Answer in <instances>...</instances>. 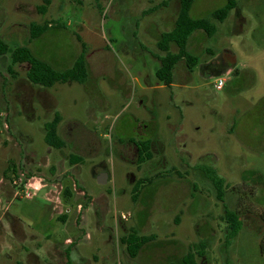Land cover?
I'll return each mask as SVG.
<instances>
[{
    "label": "rangeland",
    "instance_id": "374dc122",
    "mask_svg": "<svg viewBox=\"0 0 264 264\" xmlns=\"http://www.w3.org/2000/svg\"><path fill=\"white\" fill-rule=\"evenodd\" d=\"M224 1L195 0L190 14L207 16ZM178 9L179 0H0V42L9 48L0 54V231L12 216L24 232L22 240L2 233L0 264L30 251L38 264H182L190 250L195 264H264V0H236L225 20H212V36L194 32L187 48L196 64L180 59L164 84L155 76L164 54L157 42ZM44 22L54 27L30 40L29 25ZM18 45L58 68L83 50L86 81L34 85L26 63L13 65L12 77L9 50ZM55 112L68 142L57 157L71 166L68 154L81 156L69 175L85 191L72 197L60 188L59 218L45 193L56 166L42 164L58 152L43 139ZM145 140L151 157L140 163ZM102 171L106 182L98 183ZM212 175L222 179L220 199ZM32 176L45 189L16 195ZM225 210L241 221L234 237ZM134 231L154 238L130 257L120 239Z\"/></svg>",
    "mask_w": 264,
    "mask_h": 264
},
{
    "label": "trees",
    "instance_id": "16d2710c",
    "mask_svg": "<svg viewBox=\"0 0 264 264\" xmlns=\"http://www.w3.org/2000/svg\"><path fill=\"white\" fill-rule=\"evenodd\" d=\"M195 0H179V9L175 19L173 28L170 31L163 32L157 42V48L164 52L159 57V66L155 69L156 78L164 84H170L173 78V71L176 63L180 59H185L188 67H192L197 62V57L193 55L187 48L190 37L196 31L203 32L206 36L210 37L216 32V26L212 20L222 22L225 20L229 13L236 7V0H225L224 3L214 8L207 16L193 17L190 14V9ZM41 12H44V8L41 7ZM50 23L29 25V39L35 40L42 36L48 29H50ZM176 46L175 51H170V45ZM6 43L0 42V54L8 51ZM83 50L71 65L67 67L58 68L52 65L45 59L37 56L34 51L28 45H18L9 50L10 64L7 68L12 77L16 75V72L12 70V66L15 64L26 63L28 68L26 69V78L30 83L43 87H51L55 83L66 82H78L84 83L86 81L88 72L85 58L83 56ZM61 122V116L58 112H55L52 119L44 123V136L43 139L48 146L53 148L67 147L68 142L58 134V125ZM138 149V162H143L146 159H150V144L151 141H140ZM70 163H76L81 160L79 154L70 153L68 158ZM14 172V171H12ZM211 181L217 191V197L220 199L223 195V182L220 177L215 175L211 176ZM142 183L139 182L140 186ZM138 187V186H137ZM138 190V188H136ZM136 190L134 193L136 194ZM69 195V189L64 190ZM136 195H134L135 197ZM63 218V217H62ZM224 219L226 226L229 229L228 237H234L237 231L240 229L241 221L238 215L232 210L224 211ZM154 236L137 235V233L129 232L126 236L122 237L120 241L125 243L126 251L130 257H135L146 242L151 241ZM195 246V245H194ZM199 250L198 255H201L203 246L197 244L195 246ZM182 264H195L194 253L192 250L187 251L185 256L181 259Z\"/></svg>",
    "mask_w": 264,
    "mask_h": 264
},
{
    "label": "crops",
    "instance_id": "0c3cea01",
    "mask_svg": "<svg viewBox=\"0 0 264 264\" xmlns=\"http://www.w3.org/2000/svg\"><path fill=\"white\" fill-rule=\"evenodd\" d=\"M48 147H49L48 152H51V148L53 149V147H51V146H48ZM65 148H66V146L65 147H61V148H54V149L58 150V152H55L53 154V158L52 159L49 157V155H47L44 158H42V164L43 165H45L47 163L48 164L49 163H53V165L56 166L54 169L51 166V168L55 172L54 176H53L54 180H52L53 182L51 181V184H50L51 188L46 190V192H45L46 193V201L49 203L48 209L51 212V214H50L51 218H53L54 215H55V218H57L58 217L57 216L58 211H61V210H59L61 208V205L59 203V196H58L60 188H62L63 186H66L69 189V192H70L69 195H72V197H74V196L75 197H80V195L85 193L84 190L78 188L77 185H74V182H72V178L73 177L71 178L72 175H69L70 169L71 170L73 169L74 171H76L77 167L80 165L78 163L82 162L83 159L81 158V160L79 162H76V163H73V164L70 163L69 160L67 159L68 162L71 164V166H68V164L65 166V164L63 163V160L61 159V158H63V155H60L59 156L60 158H59V157H57V154H56V153H59L60 151H63V149H65ZM69 154H68V158H69ZM30 155H32V154H30ZM64 174H65V177L61 178L62 176H60V175H64ZM95 175H98V174L96 173ZM2 183H3L2 180H0V190H2L4 188L3 187L4 184H2ZM26 184H27L28 188H32L35 191H40L41 189H45L44 187L47 186V184L45 182H42V178H40L39 176H32L31 178H28L27 181H26ZM7 190H9V189H7ZM11 191H12V189L7 191L6 194H9V196H10L11 195ZM12 195H15L14 192H13ZM69 210H70V208L66 207L65 210H64L65 211L64 213H67ZM76 212L78 213L79 209H76ZM66 216L67 215H65L63 218H65ZM66 220H67V218H66ZM17 222L18 221H17V219L15 217H12V216L8 217L7 226L9 227V229L7 230V233L4 231V230H6L5 225H1V227L3 228V231H0V244H1L2 233H5L6 236H9V235L14 233V235H15L14 237L17 240H22L23 237H21L19 235H21V233L24 234V232H23L22 229H21V231H20V229H18L19 225L17 224ZM73 224L75 225V222H73ZM13 228H14V231L12 230ZM3 239H4V243H3L4 245L2 247L3 248H11V245L5 242V238H3ZM64 243H68L69 245H72V240H70L69 238H66ZM46 250L48 252H51L50 253L51 257L56 256L55 254H57L59 252V250L56 247L51 246V245L46 246ZM35 251H36V249H35ZM28 254L29 255H27L24 259L16 260L15 263L16 264H38L39 256L36 255L34 253V251H30ZM6 256H8V255H6ZM54 263H55V259L53 260V264Z\"/></svg>",
    "mask_w": 264,
    "mask_h": 264
},
{
    "label": "built area",
    "instance_id": "2783aa9c",
    "mask_svg": "<svg viewBox=\"0 0 264 264\" xmlns=\"http://www.w3.org/2000/svg\"><path fill=\"white\" fill-rule=\"evenodd\" d=\"M223 83H224V80H223L222 78L219 77V78H216V80H215L214 83H213V86H214L216 89H221L222 86H223ZM22 181H23V180H21V179L18 177L17 180H13V184L16 185V186L18 187V186L21 185ZM17 184H18V185H17ZM25 188H28L26 182L23 184V187L20 186V187L18 188V190L16 189L14 192H15L16 195H21V196H23V197H25V198H31V195H32V194H31L27 189H25Z\"/></svg>",
    "mask_w": 264,
    "mask_h": 264
},
{
    "label": "water",
    "instance_id": "95a60500",
    "mask_svg": "<svg viewBox=\"0 0 264 264\" xmlns=\"http://www.w3.org/2000/svg\"><path fill=\"white\" fill-rule=\"evenodd\" d=\"M106 178H107V174L105 172H100L97 176H96V180L98 183H105L106 182Z\"/></svg>",
    "mask_w": 264,
    "mask_h": 264
}]
</instances>
